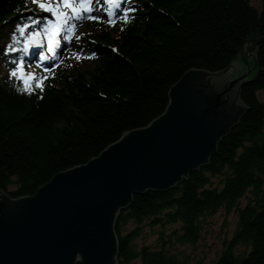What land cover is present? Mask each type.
Here are the masks:
<instances>
[{"label": "trees", "instance_id": "trees-1", "mask_svg": "<svg viewBox=\"0 0 264 264\" xmlns=\"http://www.w3.org/2000/svg\"><path fill=\"white\" fill-rule=\"evenodd\" d=\"M258 1L125 0L114 23L87 24L80 40L87 64L65 65L37 87L10 74L19 42L10 41L6 29L35 17L38 0H0V68L10 75L0 82V189L14 198L34 195L58 172L162 115L170 88L187 71L225 70L250 43L256 68L242 85L247 112L239 124L208 165L168 191L135 195L115 228L120 264H187L168 248L196 245L206 216L237 210V230L214 264H264V102L258 96L264 0ZM130 222L134 228L123 233ZM145 224L160 228L158 238L139 248L135 240Z\"/></svg>", "mask_w": 264, "mask_h": 264}, {"label": "water", "instance_id": "water-1", "mask_svg": "<svg viewBox=\"0 0 264 264\" xmlns=\"http://www.w3.org/2000/svg\"><path fill=\"white\" fill-rule=\"evenodd\" d=\"M243 56V73L235 61L218 72L187 71L162 115L58 172L34 195L0 189V264H120L121 211L135 195L168 191L208 165L246 114L241 89L254 65Z\"/></svg>", "mask_w": 264, "mask_h": 264}, {"label": "rangeland", "instance_id": "rangeland-1", "mask_svg": "<svg viewBox=\"0 0 264 264\" xmlns=\"http://www.w3.org/2000/svg\"><path fill=\"white\" fill-rule=\"evenodd\" d=\"M253 1L255 4H259L258 0ZM250 46L251 44L248 43L235 62L242 67V70H240L239 73H243L246 69V62L243 56V54H245L248 66L252 67L254 65V67L248 72V76L252 78L254 77V70L256 68V48L252 49ZM8 73L9 72L0 68V82L3 80V77L9 75ZM258 96L264 102V89L258 91ZM213 180L215 185H219L221 178L214 177ZM246 202L247 198L244 197L241 200V204L244 205ZM134 226L135 224L130 222L126 228H124L123 233L134 228ZM237 227V210L228 212L226 209L222 208L217 213L208 215L204 218L202 237L196 245L177 244L170 246L168 249L171 253L177 254L181 259H184L187 264H214V261L219 257L223 250L225 241L234 235ZM159 229V227L151 228L145 224L140 236L135 240L136 246L140 248L143 245H155ZM168 229L170 230L171 228L169 227ZM129 264H141V261L140 259H136Z\"/></svg>", "mask_w": 264, "mask_h": 264}, {"label": "snow or ice", "instance_id": "snow-or-ice-1", "mask_svg": "<svg viewBox=\"0 0 264 264\" xmlns=\"http://www.w3.org/2000/svg\"><path fill=\"white\" fill-rule=\"evenodd\" d=\"M108 3L113 6V7H118L119 5L116 3V0H108ZM39 7L46 10V11H50L52 12L58 20L62 21L64 24H68L69 21L72 20H82V19H97V17H92V16H83L81 15V11H87L90 12L92 10L91 8V4H90V0H81V2L79 3L78 7H75L72 3L69 2V0H62V4L61 3H57L55 5L51 4V3H39ZM61 7L64 8H71L72 9V15H67L66 13L62 12L60 9ZM111 14V13H110ZM127 13H125L123 19L125 20V22H127ZM37 21H33V23H36ZM110 23H112V21H109ZM59 24H57L55 27L58 29L59 28ZM74 28V25H70L66 31L68 33H71L72 30ZM20 33L22 34L24 32V27H20L19 28ZM53 35H55V32L53 33ZM70 38V37H69ZM78 38V37H77ZM51 50V49H50ZM17 73L13 72L12 75L15 76ZM27 79H33V77L29 76ZM25 83H27V81H25ZM37 87H41L40 84H37ZM25 90H28L27 88Z\"/></svg>", "mask_w": 264, "mask_h": 264}, {"label": "bare ground", "instance_id": "bare-ground-1", "mask_svg": "<svg viewBox=\"0 0 264 264\" xmlns=\"http://www.w3.org/2000/svg\"><path fill=\"white\" fill-rule=\"evenodd\" d=\"M123 1L124 0H116V3L120 5L123 3ZM106 6L113 7L108 2L106 3ZM20 27H24V32H26L27 34L32 33L35 29L34 26L31 23H28L27 21L17 22L12 27L6 29L7 38L10 41L17 40L16 34L20 33Z\"/></svg>", "mask_w": 264, "mask_h": 264}]
</instances>
